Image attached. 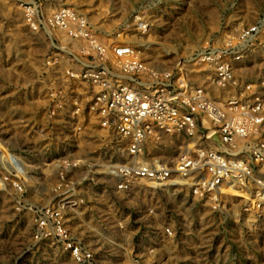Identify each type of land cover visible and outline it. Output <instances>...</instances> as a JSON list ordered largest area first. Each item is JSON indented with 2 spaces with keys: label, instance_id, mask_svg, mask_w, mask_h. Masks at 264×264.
<instances>
[{
  "label": "rangeland",
  "instance_id": "1",
  "mask_svg": "<svg viewBox=\"0 0 264 264\" xmlns=\"http://www.w3.org/2000/svg\"><path fill=\"white\" fill-rule=\"evenodd\" d=\"M58 15L194 81L214 73L197 54L259 26L238 44V82L223 96L264 100V0H0V264H264V203L239 189L201 195L132 179L115 190L127 143L91 110L94 89L72 73L93 61L90 43Z\"/></svg>",
  "mask_w": 264,
  "mask_h": 264
},
{
  "label": "built area",
  "instance_id": "2",
  "mask_svg": "<svg viewBox=\"0 0 264 264\" xmlns=\"http://www.w3.org/2000/svg\"><path fill=\"white\" fill-rule=\"evenodd\" d=\"M55 20L75 39L90 43L85 53L93 61H85L79 75L76 69L72 73L94 89L91 110L100 123L127 143L128 159L120 167L116 191H127L132 179H141L187 185L201 195L239 189L245 201L264 203V100L258 93L223 96L238 82L234 63L244 58L238 44L253 41L259 26L244 31L235 42L229 39L224 46L197 54L194 64L206 62L214 73L194 81L182 68L147 62L129 43L109 50L59 15ZM138 27L145 31L147 23L141 18ZM151 145L172 149L173 155L150 157ZM56 227L66 238L64 222L57 220ZM73 252L80 260L93 257L78 247Z\"/></svg>",
  "mask_w": 264,
  "mask_h": 264
}]
</instances>
